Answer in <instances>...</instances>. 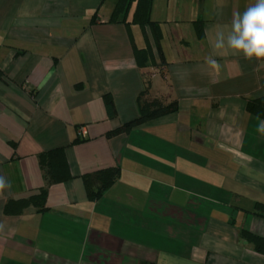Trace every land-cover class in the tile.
Listing matches in <instances>:
<instances>
[{
    "label": "crops",
    "instance_id": "1",
    "mask_svg": "<svg viewBox=\"0 0 264 264\" xmlns=\"http://www.w3.org/2000/svg\"><path fill=\"white\" fill-rule=\"evenodd\" d=\"M115 1L0 0V264H264L239 235L264 238V135L246 111L264 64L212 47L254 0H152L161 70L138 67L146 38L108 22ZM146 80L178 111L107 137L138 116ZM55 148L72 178L46 185L39 156ZM109 167L118 178L90 199L83 176ZM43 185L44 210L4 212Z\"/></svg>",
    "mask_w": 264,
    "mask_h": 264
},
{
    "label": "trees",
    "instance_id": "2",
    "mask_svg": "<svg viewBox=\"0 0 264 264\" xmlns=\"http://www.w3.org/2000/svg\"><path fill=\"white\" fill-rule=\"evenodd\" d=\"M134 4L132 16L130 21L126 20L128 10L131 5ZM152 0H116L113 6L112 12L109 16V23L124 22L127 25L137 24L146 38V45L143 48H135L133 50L134 59L138 67L146 68L151 66L161 67L165 64V59L160 47L161 30L159 24L150 19V9ZM196 23V36L201 37V23ZM146 28L151 35L153 45L148 43ZM155 50V51H154ZM155 57L159 60L156 64ZM149 80L139 92L137 96V111L138 116L121 126L112 129L106 133L107 137H113L120 134H127L132 129L157 120L163 116L178 111V103L175 100L165 102L163 99L157 96L149 95ZM103 101L107 110V114L110 117L116 115V109L113 100L109 94L103 96ZM246 111L257 117L259 115L261 119H264V96L248 99L246 102ZM80 139H76L73 143L79 142ZM39 164L42 168L44 177L47 184H53L58 182H65L72 178L68 162L66 160L64 148H55L49 151L43 152L39 156ZM119 176V170L115 167L104 168L99 171L85 174L83 180L85 183L86 192L88 197L92 200L98 199L102 194L116 181ZM46 185H43L40 190L27 199H20L14 202H8L4 206L5 213H11L12 207L15 205L17 208L15 213H20L24 208L29 205L34 206L37 210L42 211L45 208V201L47 195ZM264 210V207H259ZM242 239L253 245V248L259 252L264 253V238L254 235L246 229H242L239 232Z\"/></svg>",
    "mask_w": 264,
    "mask_h": 264
},
{
    "label": "clouds",
    "instance_id": "3",
    "mask_svg": "<svg viewBox=\"0 0 264 264\" xmlns=\"http://www.w3.org/2000/svg\"><path fill=\"white\" fill-rule=\"evenodd\" d=\"M212 47L217 55L229 51L264 64V0H254L243 12H234L229 29L216 32ZM205 64L216 71L221 67L212 55L205 58ZM256 120V131L264 135V119L257 115ZM6 188H11L10 182L0 177V191Z\"/></svg>",
    "mask_w": 264,
    "mask_h": 264
},
{
    "label": "rangeland",
    "instance_id": "4",
    "mask_svg": "<svg viewBox=\"0 0 264 264\" xmlns=\"http://www.w3.org/2000/svg\"><path fill=\"white\" fill-rule=\"evenodd\" d=\"M165 43H166V42L164 41V44H165ZM150 68L153 69V68H155V67H154V66H151ZM159 69L161 70L160 67H159ZM153 76H154V74H152V77H153ZM152 77H151V78H152ZM147 79H148V78H147ZM150 80H151V79H150ZM150 80H149V81H150ZM148 87H149V88H148V89H149V95H148V96H150V95H151V96H156V94H153V92L150 90V83H149V86H148ZM151 96H150L148 99H150ZM157 97H158V96H157Z\"/></svg>",
    "mask_w": 264,
    "mask_h": 264
}]
</instances>
